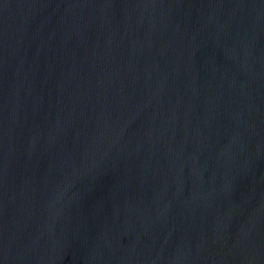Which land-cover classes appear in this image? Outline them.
I'll return each instance as SVG.
<instances>
[{"label": "water", "instance_id": "95a60500", "mask_svg": "<svg viewBox=\"0 0 264 264\" xmlns=\"http://www.w3.org/2000/svg\"><path fill=\"white\" fill-rule=\"evenodd\" d=\"M0 264H264V0H0Z\"/></svg>", "mask_w": 264, "mask_h": 264}]
</instances>
